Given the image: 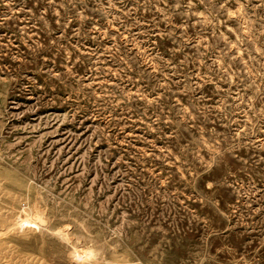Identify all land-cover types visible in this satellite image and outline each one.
<instances>
[{
	"label": "rangeland",
	"instance_id": "1",
	"mask_svg": "<svg viewBox=\"0 0 264 264\" xmlns=\"http://www.w3.org/2000/svg\"><path fill=\"white\" fill-rule=\"evenodd\" d=\"M0 189V264H264V0H0Z\"/></svg>",
	"mask_w": 264,
	"mask_h": 264
},
{
	"label": "bare ground",
	"instance_id": "2",
	"mask_svg": "<svg viewBox=\"0 0 264 264\" xmlns=\"http://www.w3.org/2000/svg\"><path fill=\"white\" fill-rule=\"evenodd\" d=\"M4 172H5V171H4ZM5 173H6V172H5ZM5 173H4V174H5ZM5 175H7V174H5ZM7 176H8V175H7ZM11 179H12V178H11ZM13 179H14V178H13ZM1 180H2V179H1ZM5 180H6V179H5ZM5 180H4V181H5ZM7 180H9V179H7ZM8 182H9V181H8ZM11 182H12V181H11ZM3 189H4V188H3ZM0 190L2 191V189H0ZM5 190H6V189H5ZM0 193H1V195H2V192H0ZM5 193H6V192H4V195H5ZM8 194H9V193H8ZM8 194H7V195H8ZM4 195H2V196L4 197ZM9 195H10V194H9ZM15 195H16V194H15ZM5 196H6V195H5ZM11 196H12V194H11ZM13 196H14V195H13ZM13 196H12V198H13ZM18 196H19V195H18ZM0 198H1V197H0ZM6 198H7V197H6ZM9 198L11 199L10 196H9ZM17 198H18V197H17ZM19 198H20V197H19ZM2 199H3V198H2ZM14 199H15V198L12 199L13 202H14ZM16 200H17V199H16ZM9 201H11V200H9ZM23 201H24V200H23ZM15 202H16V201H15ZM18 203H19V202H18ZM5 205H7V204L5 203ZM3 207H4V206H3ZM0 210H2V211L5 212V210H3V209H0ZM2 211H1V213H2ZM11 212H13V211H11ZM20 212H21V211H20ZM4 215H5V213H4ZM6 215H7V214H6ZM3 217H5V216H3ZM0 219H1V218H0ZM5 219L7 220L6 217H5ZM1 221H2V219H1ZM9 225H11V224L9 223ZM26 226H27V225H26ZM7 227H8V226H7ZM1 228H3V227H1ZM5 228H6V227H4V229H5ZM9 228H10V227H9ZM9 228H8V229H9ZM10 229H11V228H10ZM16 229H17V228H16ZM12 230H13V229H11V231H12ZM7 231H9V230H7ZM16 231H17V230H16ZM13 232H14V231H13ZM1 233H2V232H1ZM9 233H10V232H9ZM13 234H14V233H13ZM0 243H1V242H0ZM8 248H9V247H8ZM3 251H4V250H3ZM1 252H2V251H1ZM30 256H31V255H29V257H30ZM17 259H18V258H17ZM26 261H27V260H26ZM26 261H25V263H30V261H29V262H26ZM34 262H35V260H34ZM13 263H15V262H13ZM18 263H19V262H18ZM18 263H17V264H18ZM25 263H24V264H25ZM31 263H32V262H31ZM19 264H20V263H19ZM38 264H39V263H38Z\"/></svg>",
	"mask_w": 264,
	"mask_h": 264
}]
</instances>
